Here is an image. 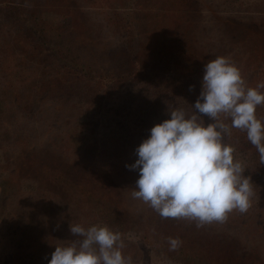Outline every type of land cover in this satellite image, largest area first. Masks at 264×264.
<instances>
[{"label":"rangeland","instance_id":"obj_1","mask_svg":"<svg viewBox=\"0 0 264 264\" xmlns=\"http://www.w3.org/2000/svg\"><path fill=\"white\" fill-rule=\"evenodd\" d=\"M24 2L48 22L51 36L68 54L104 73L114 69L111 54L125 39L116 25L135 20L141 33L193 48L203 66L224 56L247 86L264 82V0ZM18 33H23L20 22L0 6V264H48L56 247L79 239L70 224L106 225L121 233L122 254L132 264H183L189 240L164 252L168 235L177 232L234 242L233 264H264V171L252 155L233 154L253 188L246 213L234 210L224 222L202 227L188 219L162 218L133 198L139 172L126 165L135 163L136 147L166 120L168 107H155L141 85L117 87L106 80L104 109L92 112V74L63 95L62 106L56 96L32 97L43 70L10 50ZM92 182L98 187L93 189ZM98 203L112 210L108 222L94 216L92 205ZM166 219L173 222L172 230L158 226Z\"/></svg>","mask_w":264,"mask_h":264},{"label":"clouds","instance_id":"obj_2","mask_svg":"<svg viewBox=\"0 0 264 264\" xmlns=\"http://www.w3.org/2000/svg\"><path fill=\"white\" fill-rule=\"evenodd\" d=\"M194 85L189 86V91ZM264 82L247 86L240 70L229 58L219 56L204 65L201 91L192 105L193 114L184 109L169 112L170 119L150 129V136L136 147L135 163L139 178L132 192L162 218L188 219L197 227L214 221L224 222L232 211L246 213L251 206L252 184L243 175L245 168L235 160V149L223 142L231 128L246 132L264 164V121L256 115L264 105ZM230 118L231 124L220 117ZM207 116L212 123H204ZM78 240L56 247L48 264H132L125 257L121 233L106 225L88 228L70 224ZM169 250L182 241L168 238Z\"/></svg>","mask_w":264,"mask_h":264},{"label":"trees","instance_id":"obj_3","mask_svg":"<svg viewBox=\"0 0 264 264\" xmlns=\"http://www.w3.org/2000/svg\"><path fill=\"white\" fill-rule=\"evenodd\" d=\"M119 1L124 4L126 0ZM0 6L16 17L23 28L22 35L18 33L14 37L13 43H10V50L19 51L24 61H27L26 63L36 64L38 70L40 68L43 70V77L40 79L36 91L34 90L35 92L32 93V97L56 96L60 99L54 100L62 106L64 102L61 101L65 100L61 99L64 98L63 95L73 90L84 77L89 79L92 74V91L94 89L95 93L92 94V99H89L90 103H88L92 106V112L100 114L104 109L105 99L103 98L107 93L106 80H109L112 85L116 84L117 87L141 85L147 93H151L149 95L151 99L148 100H154L155 107H168L166 109L168 112L175 108H182L188 116L193 114L192 105L195 104L200 94L204 74L202 61L197 59L193 48H183L185 45H175L172 41L159 36L152 37V33L149 32L141 33L134 23L135 20L134 22L130 20L115 27L117 31H123L119 34L123 35L125 39L123 44L111 54L114 69L104 73L93 62L91 64L68 54L60 42L51 36L48 22L40 16L37 9L28 7L24 0H0ZM126 14L129 13L126 12ZM137 22L139 23V20ZM46 68L51 70L46 71ZM48 74H51L50 78H46ZM190 85H194L192 91H189ZM3 93L7 95L6 91ZM157 97L160 99H154ZM55 113L57 111L53 110V114ZM256 115L264 121V105L257 107ZM164 117H166L164 119H170L169 113ZM203 119L206 125L213 122L207 116H204ZM220 119L226 124H231L230 118L221 115ZM223 142L235 149L233 154L244 152L252 155L254 161L259 163L260 171H264V164H260L259 154L247 140L245 131L233 127L230 135H225ZM92 183L93 189L98 187L94 185V182ZM101 188L105 197H111L105 186ZM92 208L97 209L93 213L97 219L109 221V213L112 210L107 205L102 209L101 204L98 203L93 204ZM160 225L165 229H167L166 227L170 230L174 228L171 219L158 223L159 227ZM177 233L168 235L166 243L168 249L164 252L168 254L172 252L169 250V237L179 238L181 241L189 240L185 244L187 250L184 251V257H180L183 264H200L197 262L199 258L209 260L213 264H233L234 242H222L220 239L218 241L216 235H210L205 239L206 237L198 233L191 234L189 237Z\"/></svg>","mask_w":264,"mask_h":264}]
</instances>
